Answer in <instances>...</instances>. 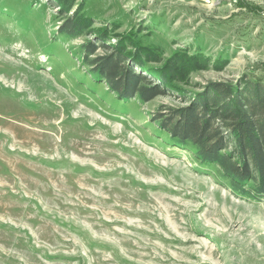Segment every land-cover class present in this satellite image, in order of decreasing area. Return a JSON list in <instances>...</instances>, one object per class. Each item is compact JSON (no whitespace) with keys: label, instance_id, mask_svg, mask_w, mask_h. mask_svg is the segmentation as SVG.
Instances as JSON below:
<instances>
[{"label":"rangeland","instance_id":"1","mask_svg":"<svg viewBox=\"0 0 264 264\" xmlns=\"http://www.w3.org/2000/svg\"><path fill=\"white\" fill-rule=\"evenodd\" d=\"M102 38L148 49L163 95L113 93L81 55ZM241 79L264 83V0H0V264H264V198L155 122Z\"/></svg>","mask_w":264,"mask_h":264},{"label":"trees","instance_id":"2","mask_svg":"<svg viewBox=\"0 0 264 264\" xmlns=\"http://www.w3.org/2000/svg\"><path fill=\"white\" fill-rule=\"evenodd\" d=\"M89 22L71 15L61 31L82 37L90 28ZM106 43L107 38L89 43L82 48L81 55L86 66L113 93L121 100L138 97L143 102L163 95L158 86H152L135 68L136 65L144 68L145 59H152L148 49L134 45L131 52L122 44ZM98 49L103 50V55L92 59ZM146 72L159 75L162 83L168 81L158 69ZM187 99L183 107L156 114L155 122L160 129L176 144L191 147L196 161L213 167L232 190L264 198V83L249 79L209 83ZM245 186L249 188L245 190Z\"/></svg>","mask_w":264,"mask_h":264},{"label":"bare ground","instance_id":"3","mask_svg":"<svg viewBox=\"0 0 264 264\" xmlns=\"http://www.w3.org/2000/svg\"><path fill=\"white\" fill-rule=\"evenodd\" d=\"M14 126V125H13ZM3 128H5L6 130H8V131H10V130H12V128L10 127V126H8V125H4L3 126ZM13 131V130H12ZM37 135V134H36ZM16 137H17V135H16ZM15 137V138H16ZM31 141V140H30ZM30 141L29 140H25L24 142H23V144H25V145H27L28 143H30Z\"/></svg>","mask_w":264,"mask_h":264}]
</instances>
